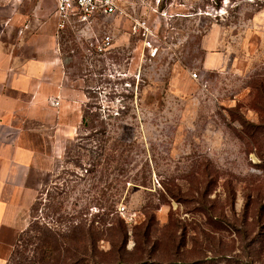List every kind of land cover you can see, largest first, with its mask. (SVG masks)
Returning a JSON list of instances; mask_svg holds the SVG:
<instances>
[{"label":"rangeland","instance_id":"374dc122","mask_svg":"<svg viewBox=\"0 0 264 264\" xmlns=\"http://www.w3.org/2000/svg\"><path fill=\"white\" fill-rule=\"evenodd\" d=\"M40 11L83 123L6 264H264V0H123L61 31Z\"/></svg>","mask_w":264,"mask_h":264},{"label":"crops","instance_id":"0c3cea01","mask_svg":"<svg viewBox=\"0 0 264 264\" xmlns=\"http://www.w3.org/2000/svg\"><path fill=\"white\" fill-rule=\"evenodd\" d=\"M24 1L31 4L0 7V264L7 262V232L23 233L32 222L43 190L33 174L55 178L65 169L66 145L81 129L85 103L57 52L33 49L51 38L40 11L45 0L23 13Z\"/></svg>","mask_w":264,"mask_h":264},{"label":"built area","instance_id":"2783aa9c","mask_svg":"<svg viewBox=\"0 0 264 264\" xmlns=\"http://www.w3.org/2000/svg\"><path fill=\"white\" fill-rule=\"evenodd\" d=\"M58 29L64 30L69 23H88L98 15L114 16L121 9L123 0H55ZM104 47L111 45L110 37ZM197 76V75H195Z\"/></svg>","mask_w":264,"mask_h":264},{"label":"trees","instance_id":"16d2710c","mask_svg":"<svg viewBox=\"0 0 264 264\" xmlns=\"http://www.w3.org/2000/svg\"><path fill=\"white\" fill-rule=\"evenodd\" d=\"M222 1V0H221ZM30 226L28 227V229L26 231H24L23 233L27 232L29 230ZM127 260H124V258L119 257L118 260L116 261V264H130L128 262H126Z\"/></svg>","mask_w":264,"mask_h":264}]
</instances>
